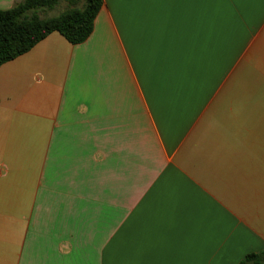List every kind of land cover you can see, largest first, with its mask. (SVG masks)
<instances>
[{"label":"crops","instance_id":"1","mask_svg":"<svg viewBox=\"0 0 264 264\" xmlns=\"http://www.w3.org/2000/svg\"><path fill=\"white\" fill-rule=\"evenodd\" d=\"M263 250L264 0H104L0 66V264Z\"/></svg>","mask_w":264,"mask_h":264},{"label":"trees","instance_id":"2","mask_svg":"<svg viewBox=\"0 0 264 264\" xmlns=\"http://www.w3.org/2000/svg\"><path fill=\"white\" fill-rule=\"evenodd\" d=\"M60 0H24L9 9H0V66L25 52L53 32L70 43L85 42L93 33L104 0H85L55 16H42ZM76 4L77 0H71ZM241 264H264V250L246 255Z\"/></svg>","mask_w":264,"mask_h":264},{"label":"rangeland","instance_id":"3","mask_svg":"<svg viewBox=\"0 0 264 264\" xmlns=\"http://www.w3.org/2000/svg\"><path fill=\"white\" fill-rule=\"evenodd\" d=\"M85 0H77L76 4L71 2V0H60L56 7L52 10H47L41 13L44 16H55L68 9L71 6H83Z\"/></svg>","mask_w":264,"mask_h":264}]
</instances>
